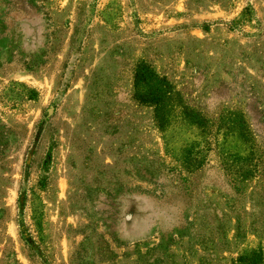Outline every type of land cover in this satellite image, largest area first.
<instances>
[{"label":"rangeland","instance_id":"1","mask_svg":"<svg viewBox=\"0 0 264 264\" xmlns=\"http://www.w3.org/2000/svg\"><path fill=\"white\" fill-rule=\"evenodd\" d=\"M140 62L206 131L178 107L156 126L133 99ZM232 161L257 165L238 188ZM258 253L264 264V0H0V264Z\"/></svg>","mask_w":264,"mask_h":264},{"label":"trees","instance_id":"2","mask_svg":"<svg viewBox=\"0 0 264 264\" xmlns=\"http://www.w3.org/2000/svg\"><path fill=\"white\" fill-rule=\"evenodd\" d=\"M133 99L136 103L153 108V118L159 129H164L167 124V116L172 107H178L182 116L190 124L197 126L201 131L207 130V120L199 112L188 107L180 94L173 88L172 84L163 76L158 75L155 70L146 62L136 65L133 76ZM232 128L237 130L238 136L249 145L251 152L256 151L253 135L244 120L242 114H235L231 119ZM234 161L248 164L249 159L233 158ZM251 160V159H250ZM232 161V165L226 162L223 170L229 176L235 187H239L243 180H248L255 176L254 165L252 169L238 167ZM187 167L190 170H198L203 165L202 159H193L189 156L186 159ZM235 168L238 170L236 171ZM239 178L241 180L239 181ZM241 189V188H240ZM262 254L258 253L251 257H241L240 260L245 264H259L262 261Z\"/></svg>","mask_w":264,"mask_h":264}]
</instances>
